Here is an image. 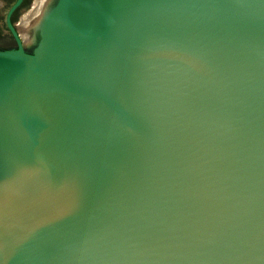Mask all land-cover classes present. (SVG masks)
Returning a JSON list of instances; mask_svg holds the SVG:
<instances>
[{"label": "water", "instance_id": "95a60500", "mask_svg": "<svg viewBox=\"0 0 264 264\" xmlns=\"http://www.w3.org/2000/svg\"><path fill=\"white\" fill-rule=\"evenodd\" d=\"M3 1L0 264H264V0Z\"/></svg>", "mask_w": 264, "mask_h": 264}, {"label": "flooded vegetation", "instance_id": "af4514ba", "mask_svg": "<svg viewBox=\"0 0 264 264\" xmlns=\"http://www.w3.org/2000/svg\"><path fill=\"white\" fill-rule=\"evenodd\" d=\"M29 0H22L20 5L18 6V8L12 13L11 17H10V22L12 24V26L14 27L15 31L16 32H20L19 29H18V24L19 22L21 21V19L17 22V18L18 16L22 13V9L24 8V6L26 5V3L28 2ZM16 2V0H13V2L10 4V6L8 7V9ZM34 2V1H33ZM5 4L3 0H0V7ZM33 4V3H32ZM31 8H32V5H31ZM7 9V10H8ZM30 10V9H29ZM28 10V11H29ZM26 11V12H28ZM7 12V11H6ZM25 12V11H24ZM6 13H5V16H4V19H3V32L6 36L9 37V39L12 41V45L10 46H1L0 45V51H6V50H11V49H14L16 48V43L14 41V38L12 37V34L10 32V30L8 29L7 25H6ZM29 26H32L30 27L31 28V33L30 34H33L34 37L32 38V36L30 35V37L28 38V41L26 43H24V47L26 48V51L28 53H32L34 51V48L37 46V43L40 39L39 37V34H38V31H35V26H34V22L33 24L31 23ZM34 26V27H33ZM29 28V27H28ZM35 38V40H34Z\"/></svg>", "mask_w": 264, "mask_h": 264}]
</instances>
